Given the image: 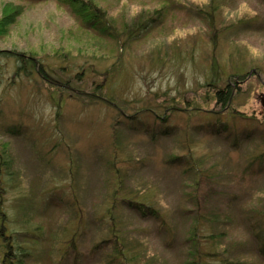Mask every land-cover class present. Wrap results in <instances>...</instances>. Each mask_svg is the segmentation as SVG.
Wrapping results in <instances>:
<instances>
[{
	"label": "rangeland",
	"instance_id": "obj_1",
	"mask_svg": "<svg viewBox=\"0 0 264 264\" xmlns=\"http://www.w3.org/2000/svg\"><path fill=\"white\" fill-rule=\"evenodd\" d=\"M92 1L117 27L152 23L124 50L122 37L98 32L67 3L0 0V18L3 8L20 14L0 35V209L25 264H109L110 248L88 250L107 231L92 219L108 213L111 192L116 227L146 243L156 264H185L196 214L208 264H264V166H249L264 153V0H222L217 11L211 0ZM21 51L38 53L64 91L18 70ZM234 81L223 110L212 87ZM97 84L114 86L120 111L91 95ZM131 194L167 214L171 231L118 204ZM77 207L88 223L74 262L59 241Z\"/></svg>",
	"mask_w": 264,
	"mask_h": 264
},
{
	"label": "trees",
	"instance_id": "obj_2",
	"mask_svg": "<svg viewBox=\"0 0 264 264\" xmlns=\"http://www.w3.org/2000/svg\"><path fill=\"white\" fill-rule=\"evenodd\" d=\"M71 5L74 10L82 16L84 22L95 28L98 32L102 33L105 36L110 37L111 39L118 42L121 37L124 39L123 48L125 50L126 45L136 40L142 32L147 30L152 22L151 20H144L140 17L131 20L124 21L121 26L107 14L105 10L99 7L92 0H57ZM222 0H211L210 8L213 11H217L220 9V4ZM19 7L16 9H2V15L0 18V35H2L7 28L10 27L11 24L14 23L16 17L20 14ZM210 13H208L209 15ZM125 23V25H124ZM12 53V52H11ZM13 55L16 57L18 61H20V65L17 66L18 70H25L29 72H34L38 74L45 82L49 83L51 86L56 88V91L63 92L64 89L58 87V84L54 83V78L47 73L46 67L43 63H39L38 59L34 56H37L38 53L33 52H14ZM256 70V69H255ZM235 77L244 80V73L236 72ZM234 77V78H235ZM62 84V83H61ZM215 84V83H210ZM237 81H234V84L225 83L223 87L219 85H213V96L216 100L217 104H220L225 109V106L229 104V100L232 94V89L235 90L234 87L238 85ZM98 88H93L91 95H102L103 98L118 110L119 108H123L121 106L120 101H114L115 93L113 89L111 93L108 90L101 91L99 89L100 85L97 84ZM52 94V93H51ZM172 98V96L170 97ZM149 107V106H148ZM148 109H151L150 107ZM173 109L171 107L167 108ZM197 107L194 108V110ZM120 111V110H119ZM147 111V110H144ZM155 111V110H154ZM157 113V112H155ZM213 113V112H212ZM214 114V117L219 119V114ZM231 116V115H229ZM253 126L250 128L252 129ZM248 129L247 132L250 131ZM225 131H228L226 129ZM117 151H114L112 156V166H114V162L117 158ZM1 162L6 164L8 161L5 157H0ZM177 160H180V157H176ZM251 161L249 162V166L258 165L257 167L261 168L264 166V153L255 155L251 157ZM1 169V168H0ZM8 170L7 168H5ZM199 176L202 177V174L199 173ZM4 182V178L0 177V184L2 185ZM2 189V188H0ZM114 188L112 191H114ZM115 194L116 192H111L109 194V198L107 200L106 210L108 213H105L102 217L93 218L92 222L96 223L98 228L103 231V229L107 230L105 233L101 234L99 232L100 240H96L91 248L88 250V254L95 255L100 253L99 251H103L105 248H110L111 254L109 256V260L107 261L109 264H156V257L150 253L149 247L143 241L136 239L135 235L132 234L131 231L125 232L123 229L116 227L113 219L112 212L117 208V202H115ZM147 194V193H145ZM74 204H78V198L75 193L72 194ZM118 203L121 207L127 206V208L132 209L135 215L140 218L151 219L157 226H165L166 230H170L171 223L169 222L168 215L163 213L158 207H154L149 199L139 197L138 195L131 196H123L119 198ZM80 207L72 209L74 212L70 213L72 220L77 219V224L70 228L69 238H64L60 240L61 247L64 249V255L61 258H65L66 255L73 253V261L76 259L79 260L81 257L79 246L83 244L82 234L85 233V226L88 223L80 213ZM179 213V212H178ZM190 211L183 209L181 214L185 215L186 218H189L191 215ZM112 215V217H111ZM180 215V213H179ZM169 217H171V213H169ZM7 214L0 209V264H25L24 249L15 242L14 236L10 231V226L6 221ZM201 219H203V215L196 214L194 215L193 223L190 225L191 235L188 237L190 241V246L187 248V259L185 264H208L203 260L202 256L210 255L209 253L204 252L205 248L208 245V241L203 242L204 238H208L205 234L198 232L199 227L201 225ZM263 223V224H262ZM262 224V225H261ZM261 226L259 227V233H257L256 238L258 239L257 245L260 247V250L264 252V212L261 213ZM89 227V226H88ZM40 229V226H37L36 230ZM63 229V227H62ZM66 230V229H64ZM171 231V230H170ZM29 233V232H28ZM212 236V235H211ZM138 238V237H137ZM219 264V263H217ZM220 264H240L233 260H226Z\"/></svg>",
	"mask_w": 264,
	"mask_h": 264
},
{
	"label": "water",
	"instance_id": "obj_3",
	"mask_svg": "<svg viewBox=\"0 0 264 264\" xmlns=\"http://www.w3.org/2000/svg\"><path fill=\"white\" fill-rule=\"evenodd\" d=\"M261 102H262V104L264 106V96H261Z\"/></svg>",
	"mask_w": 264,
	"mask_h": 264
}]
</instances>
